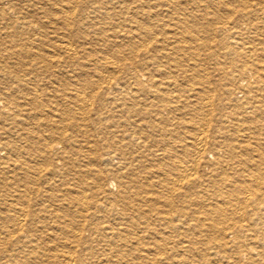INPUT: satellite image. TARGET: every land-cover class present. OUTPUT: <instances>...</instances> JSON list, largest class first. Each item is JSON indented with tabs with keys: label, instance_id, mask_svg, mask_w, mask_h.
<instances>
[{
	"label": "bare ground",
	"instance_id": "6f19581e",
	"mask_svg": "<svg viewBox=\"0 0 264 264\" xmlns=\"http://www.w3.org/2000/svg\"><path fill=\"white\" fill-rule=\"evenodd\" d=\"M0 264H264V0H0Z\"/></svg>",
	"mask_w": 264,
	"mask_h": 264
}]
</instances>
